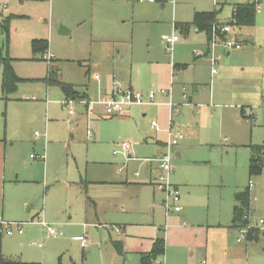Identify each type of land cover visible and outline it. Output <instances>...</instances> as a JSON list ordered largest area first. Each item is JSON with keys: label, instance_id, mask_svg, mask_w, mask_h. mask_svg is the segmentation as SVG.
I'll use <instances>...</instances> for the list:
<instances>
[{"label": "rangeland", "instance_id": "374dc122", "mask_svg": "<svg viewBox=\"0 0 264 264\" xmlns=\"http://www.w3.org/2000/svg\"><path fill=\"white\" fill-rule=\"evenodd\" d=\"M133 1L137 5H142V8L145 7L143 5L150 3L147 0ZM204 1L206 0H175V4H171L165 0L163 7L158 2L150 3L156 6L150 8V12L138 9L139 19L132 23L128 21L131 27L143 32L134 44L135 58L143 59L146 56L147 47H152L154 54L163 56L167 60L171 58L174 62L181 59L179 31L175 30V33L180 36V41L173 45L172 51L165 49L163 36L173 34L171 26H169L170 30L166 22L169 20L171 24L172 14L173 19H181L179 6L189 8L190 4L199 3L200 5ZM207 1L211 5L214 2L216 9L221 7L219 14L227 18H230L232 8L236 4L255 1L256 5H259V9H256L254 26L240 29V40L244 38L247 42H243L240 49H231V52L234 55L244 47L251 49L248 59L243 61L244 69L240 65L241 60L240 62L236 61L238 59L232 61L220 83L216 79L225 59L224 53L229 49L224 50L223 47L217 49L221 59L216 65L217 73L214 74L213 80L210 78L208 54L206 58L209 63L205 64L203 60L201 61L203 66L201 73L199 72V80L207 83L208 89L212 86L215 96L210 98L209 93L205 94L202 97L204 105H196L199 99H193L192 110L185 114L186 118L181 127L183 136L171 149V170L168 173V180L172 186L177 183L180 189L179 191L177 188L179 194L187 196L186 193H188V200L196 205L195 223L205 222V224L223 226L222 230H213L209 233V237L216 238L217 235V252L221 253L214 258H210L209 254L206 255L208 264H231V262L222 263V261L232 258L233 264H264V236L260 235L255 242H250L249 238L238 243L236 242L237 230L231 223L232 208L238 204L235 195L241 191H248L252 219L264 216V165L259 174L249 176L251 145L264 146V66L262 68L253 64L254 56L259 58L257 52L262 53L259 47H264V0ZM181 2L189 4L183 5ZM0 3L7 6L6 10L0 9V86L3 61L6 58L9 59L15 75L23 79L7 96V100H3L0 89V126L4 130L7 125L9 133L16 139L12 150L19 159L17 164L24 174L21 176L32 178V181L22 182L24 183L22 185L35 189L32 198L34 203L29 205L33 208L32 213L47 212L48 217L45 221L57 233V236L47 234L37 220L24 221L21 235L2 234L0 256L2 255L4 259L41 264H71V262L99 264L97 259H94L98 253L97 245L90 243L84 248L81 242L73 238V233H78L80 226L74 231L64 227L63 223L68 218L66 209H69L72 214L90 218L91 222L95 223V228L82 227V232L86 231L83 236L84 241L95 242L102 239L100 248H102L103 263L111 264V255L114 254L115 249L111 245L109 236L113 240L115 235L109 227L110 222L114 220L110 215L116 219L120 216L128 218L130 203L135 200L136 195L133 189L118 191L112 185L114 183L108 182L124 181L125 176H128L129 181L131 177L141 178L142 172L149 167L159 172L158 177L160 174L158 158L162 153L156 154L157 145L155 144L144 141L140 144L134 143L136 134L116 117L86 121L81 119V113H77L73 119H70L68 114L66 115L67 108L60 106L59 101L62 100L60 89L55 85H48L49 93L46 94V83L43 81L50 65L57 70L61 80L80 83L85 70L82 65H86L91 57L95 56L97 59L96 55L100 58L106 55L105 47H91L94 40L93 33H100L99 30L104 27L101 24L103 19L98 12L104 11L105 6L99 4L103 6L100 9L97 0H0ZM7 16H9L8 34L2 30L3 19ZM146 16L152 19H147ZM129 23L119 21L122 28H127ZM59 25L65 26L70 32L59 34ZM125 38L128 37H121V40ZM33 39L47 40V52L52 53L51 60L41 58L43 53L33 54L31 48ZM183 40L188 42L186 39ZM192 40H196L194 32ZM200 40L198 44L193 42L189 47L198 46V50L201 49L204 44L203 39L200 38ZM112 51L114 50L111 49V54ZM192 51L193 49H189L186 52L188 64L193 56H197L192 54ZM131 52L132 48L121 47L124 62L119 61L126 75L129 72L128 64L133 61ZM199 56H201L200 52ZM201 58L203 57H197L195 60ZM188 72L186 69L187 77ZM144 82L151 84L152 77L148 75ZM240 86L243 90H251L248 99H236L223 94L230 88L237 90ZM173 102L175 103L174 112L178 115L181 111L180 104ZM146 103H149L147 98L138 105L142 106ZM75 104L76 107L80 106L84 109L79 101H76L74 106ZM199 109L201 110L200 119L197 120V117L191 119L190 116L197 114ZM54 115H57L58 119V121L54 120L57 123L55 135L53 127L49 125V120L54 118ZM179 116H176L177 119ZM147 118L146 121L145 118L139 117L138 124L143 128L148 127L149 116ZM87 129L91 134L90 138L86 135ZM35 131L45 133L48 144L51 142L52 135H54V141L59 137L62 138V142L58 146L56 141L52 154L48 144H46V151H43V137L35 138ZM20 138L30 141V147L25 141H20ZM127 142L131 143L132 149L137 147V151L142 152L143 155L128 157L124 154L122 144H128ZM175 150L179 151V157L175 155ZM29 154L37 158L42 157L45 163L32 159ZM147 157L148 159H144ZM32 163L34 165H30ZM15 172L13 169L10 174L14 176ZM141 184L152 190L148 181ZM45 191H47L46 197ZM155 193L154 204H160V200L164 197L163 192L157 190ZM139 199L141 200L139 207L146 206L147 212L152 209L150 192L141 193ZM146 199L147 204L144 201ZM177 204L182 207L180 196ZM163 217L164 214L162 221ZM190 245L193 244L190 243ZM225 245L227 248L224 253L227 254L223 255L222 250ZM82 251L88 255L84 263L81 260ZM202 255L203 253L198 252L191 255L187 253L185 263L181 261L182 263L179 264H197L203 258ZM228 255L231 257L229 258ZM118 264H134V262L127 258L125 263L118 261Z\"/></svg>", "mask_w": 264, "mask_h": 264}, {"label": "crops", "instance_id": "0c3cea01", "mask_svg": "<svg viewBox=\"0 0 264 264\" xmlns=\"http://www.w3.org/2000/svg\"><path fill=\"white\" fill-rule=\"evenodd\" d=\"M164 1L165 0H154L152 2L150 1L148 2L152 4L158 2L163 7ZM97 2L98 5L102 4L103 6H105L104 11L98 12V14H100V18L103 19V22L101 24L104 27L99 30L100 33H93L94 40L92 41L91 47H105L106 55L102 58L96 55L97 59L95 56L91 57L89 60H87L86 65H82V68H84L85 70L80 83L63 81L59 78L58 73L55 74L56 78H59L63 82L74 85L75 89L79 92V94L83 95V97L76 99L96 101L101 96H109L112 93L113 83L117 82L121 87H130L135 91L141 92L144 95V99L146 98V95L150 90L155 89L156 91H155L153 103H146L145 105L142 106L138 104H131L125 108L122 115L108 117L104 113L103 106L99 104H92L90 106H87L86 104L82 103L84 106L83 109L80 106L76 107V104L74 106L75 103L74 102L72 111H69V109L63 106L61 102L65 100V98H70V97H66L63 94V92L60 90L61 92L60 98H62V100L59 101L60 106L62 108L63 107L67 108L68 112H66V115L68 114V117L70 119H73V116L76 115L77 113H81V119L86 121H90V119L94 120L103 117L105 118L116 117L117 119H119L120 122H123L126 126L130 127L133 133L136 134V138H134L133 140L134 143L140 144L141 141H144L145 143L155 144L157 145L156 154H161L164 151L165 142L167 140V130L169 127L170 128L173 127V129L175 130L177 128V130L180 131L182 134L181 127H183V121L186 118L185 114L192 110L193 99L194 98L199 99V101L196 103V105H198V104H203L202 97L205 94L209 93L210 98L211 97L213 98L215 96V90L212 88V86H209L208 89L207 83H204L201 80H199V72L201 73V68L203 66L201 64V61L203 60L205 64L209 63L208 59L206 58L208 53V35H206V33L203 31H199L194 26H188L187 28H185V25L190 24L193 21L194 14L196 12L218 11L217 20L220 22H225L229 18L223 17L222 14L221 15L219 14L221 12L220 10L221 7L216 9L215 3L213 2V4L211 5V3L207 0L204 1L203 3H200V5L199 3L190 4L189 8L179 6V8L181 9V12L179 14L181 16V19L179 20L173 19L174 15L172 14L171 24H169L168 22L169 20H168L166 22V25L168 27L171 26L172 28L171 33L176 34L175 30L181 33V59H178L177 61L174 60V62L172 61L171 58L167 60L163 56L154 54L152 47H147L146 56L143 59L139 60L136 59L134 55V50H135L134 44L140 38V36L143 35V32L140 30L138 31L134 27H131L130 24L139 19L137 13L138 9H143L146 12H150V8L156 6L148 3L146 5H143L145 7L142 8V5H137V3H135L133 0H97ZM174 4H175V0H174ZM181 4L186 5L189 3L181 2ZM216 5H218V3H216ZM103 6L99 5L100 9H102ZM211 6L213 7L212 9L209 8ZM0 9L6 10L7 6L5 4L0 3ZM7 17H4V19ZM146 18L152 19L147 16ZM255 19H256V14H255ZM255 19H254V23L250 26H254ZM119 21L127 22V23H129L128 21H130L131 23L127 24L128 26L127 28H122L120 27ZM178 24L181 27H179ZM241 28L242 27L235 29L237 33L236 39L240 43V46L235 49H240L242 47L243 42H247V40L244 38L243 39L241 38L240 40ZM65 29L68 31L67 33L70 32V30L67 29L66 27ZM193 32H194V38H196V40L194 41L192 40ZM199 33L201 35H199ZM167 36L170 35L163 36V40ZM121 37H128V38L121 40ZM178 37L180 39L179 35ZM200 38L203 39L202 42L204 44V47H202L199 50H198L199 48L198 46L189 47V45L191 46V43L193 42H196L197 44L198 41L201 42ZM183 39L188 40V42H184ZM179 41L180 40L176 41L173 45H176L177 42ZM121 47H130V49L132 48L131 54L133 61L131 64H128V71H129L128 75L124 73L122 64H120L119 61V60H123L124 62V55L121 54ZM259 48L262 51V53L257 52V55L259 56L260 59L254 56L253 64L254 66L258 65L263 68L264 47H259ZM111 49L114 50L112 51V54H111ZM115 49H116V53H115ZM189 49H193L192 54L197 55V56H193L192 60L191 59L189 60V64L190 63L192 64L190 66L187 62L188 60L186 59L187 57L186 52ZM250 49L251 48L244 47L243 50L235 53L234 55H232L231 49L224 53L225 59L223 60L222 66L220 68V72L216 79L218 80V83H220L222 76H225V72L231 66L232 61L238 59L236 61L240 62L241 60L242 64L240 62V65L242 69H244V66H242L244 64L243 61L245 62L246 59H248L249 57L248 54L250 53L249 52ZM47 51L48 50H46V52ZM199 52L201 53V56L203 58L199 60L197 59L195 60V58L201 57L199 56ZM108 58H110V61H108ZM186 69L189 71L188 77L186 75ZM148 75L152 77L151 84H146L144 82L145 79L148 77ZM215 75H211V71H210L211 80L214 79ZM47 86L48 84H46V94L49 93ZM159 89H169L171 93L169 96L164 95L157 91ZM250 91L251 90L247 91V89L243 90V87L240 86L237 90L230 88L228 92L226 93L224 92L223 94L225 96L234 97L236 99L237 98L248 99L251 94ZM263 96H264V92H263ZM217 98L219 99L220 97ZM3 100H7V98L5 99L3 98ZM170 100L180 104L181 111L178 114L180 115L178 119H177L178 115H176L175 112L173 113L171 111V107L168 104ZM223 115L224 112L222 116ZM147 116H149V121H148L149 126L147 123L148 127L143 128V126L138 124L137 121H139L138 120L139 117L145 118V120L147 121L148 120ZM174 116H175V120H174ZM53 117L54 118H50L49 125L53 127V132L55 135L57 129V123H55L54 120L58 121V119H57V115H54ZM190 117L191 119L193 117L194 118L197 117V120H199L201 117V110L199 109L197 114H192ZM154 120L156 121V126H152L150 124V121H154ZM188 120H189V115H188ZM192 123L193 122L191 121V124ZM5 127L6 128H4L3 130L0 126V217L3 220L6 219L5 221L24 222L28 220V222H35L37 218L41 216L40 218H42L45 221L47 220L46 218L48 217L47 212L39 213L35 211L36 213L34 212L35 213L34 214L31 211L33 208L29 207L30 204L34 203L32 198L34 196L35 189L32 187H27V185H22V184L32 181V178L21 176L24 174L23 171L20 170V166L17 164L19 159L18 157L15 156L14 150H12V146L15 144L16 139L12 137V135L9 133L8 126L6 125ZM88 131L89 130L87 129L86 135L88 138H90L91 134ZM37 133H38L37 135L35 134V138L38 139L43 137L44 140L43 151L44 150L46 151V144H48L47 136L45 133L44 134H41L39 132ZM54 135H52L51 142L47 145L48 147H50L51 154L53 153V148L56 145V141L58 143V146H60V143L62 142V138L59 137H57L56 140L54 141ZM9 141H11L10 144ZM20 141H25V143L28 144V147H30V141L24 140V138H20ZM127 143L129 145L128 150L126 152V155H128V157H131L133 155H140V154L143 155L142 152L137 151L136 149L137 147L132 149L131 143L130 142ZM121 154L124 155L122 152ZM175 155L177 157L180 156L178 150H175ZM31 158L36 159L38 161L41 160L44 162V160H42V157L40 156L38 158L37 157H31ZM144 159H148V157ZM30 165H34V163ZM13 169H15L16 171L14 176L10 174L11 170ZM19 170H20V174H19ZM158 173L159 172H156V170H153L151 167H149L148 169L145 170V172H142L141 178L131 177V181H129L127 178L128 176H125L126 179L124 181L120 180L118 182H113V181L108 182L111 184L114 183L112 185L118 191L122 189H133L134 195H136L135 200L130 203V212L128 218L120 216L119 218L116 219L112 217V215H110L111 218H113L114 220L110 222L109 227L111 229L112 234L115 235V238L113 240L111 239L110 236L109 238H110V242L112 241L111 245L116 252V253L114 252V254L117 255V256L114 254L111 255L112 256L111 264H118V261L125 263L127 258L133 260L134 264H139V263L144 264L142 262V258L147 256V254L150 252L156 239H163L164 241L163 254H160L154 258V261H156V263L158 264H179L181 261L185 263L187 259L186 257L187 253L191 255L194 252H198L200 254L203 253L202 255L203 258L200 261L205 260L206 263L208 264L206 255L208 256L209 254L210 258H214L217 257V254L221 253V252H217V248H218V243L216 242L217 235L216 238L209 237V233L213 230H222L223 226L212 225L208 223L205 224V222L195 223L194 214H195L196 205L190 203V201L187 198V196H189L188 193H186L187 196H181L180 193V202L182 203V209L181 211L178 212H174V211L166 212L165 209L163 208L164 206H162L163 200H160V204L159 203L154 204L155 201L154 197L156 194L155 192L158 190L154 184L157 180ZM147 181L151 184L152 190L147 188L145 185L141 184V182L143 183ZM174 186L179 189V185L177 183H174ZM146 191L152 194V209H150L148 212L146 206L144 207L138 206V204L141 203V200L139 199L140 194L141 193L146 194ZM46 193L47 191H45V197H46ZM144 201L147 204V199ZM24 209H26V211H24ZM121 210H123V207H121ZM66 211H68L66 212L68 218H66L65 222L63 223L64 227H68L70 230L74 231L76 227L80 226L79 232L75 234L73 233V238L78 242H81V245L84 246V248L88 247L90 243H95L97 245L98 253L94 259H97L99 264H104L103 254L101 253L102 248H100L102 245V239L101 241L85 242L84 241L85 239L83 237L85 236L86 231L82 232V227L89 226V228H91L92 226L93 227L95 226V223H92L90 218H85L82 216L72 214L69 209L68 210L66 209ZM119 212L121 211L119 210ZM163 214L164 217L162 221ZM188 220L191 222H189ZM45 222L47 223V221ZM231 223H232V227H234L233 218ZM99 225H103V224H99ZM161 225L163 226L162 228ZM43 231L45 230L43 229ZM26 235H30V234L26 233ZM51 236H57V233L55 232V234ZM259 236L260 235L253 234V237L249 239L250 242L257 241V239H259ZM0 243H1V239H0ZM190 243H192L193 245H190ZM117 244L118 246L116 248ZM226 248L227 245L223 247L222 250L223 255L227 254L224 253L226 252ZM86 256L88 255L82 251L81 253L82 263H84V261L86 260ZM228 257L230 258L231 255H228ZM226 260L227 261L223 260L222 263H229V262H231V264L234 263L233 258ZM25 262H29V261H25ZM71 264H75V263L71 262Z\"/></svg>", "mask_w": 264, "mask_h": 264}, {"label": "built area", "instance_id": "2783aa9c", "mask_svg": "<svg viewBox=\"0 0 264 264\" xmlns=\"http://www.w3.org/2000/svg\"><path fill=\"white\" fill-rule=\"evenodd\" d=\"M140 1V0H138ZM150 2L154 0H148ZM171 4H174V0H168ZM256 9H259V5H256ZM236 13L237 9L233 6L232 14L230 18L225 22H214L211 26L210 33L208 35V59L210 62V71L211 75H214L217 72L216 65L218 64V60L220 59V55L217 53V49L223 47L224 50L238 48L240 43L236 39V31H235V22H236ZM179 40L177 34H172L170 36L165 37V49L167 51H172L173 44ZM42 58L45 60H51L52 54L45 52L42 55ZM158 92L164 95H170L169 89H159ZM264 92V91H263ZM155 96V91L150 90L146 98L149 100V103H153V99ZM144 95L139 92L131 89L130 87H121L117 82L113 83L112 93L109 96H101L96 101H87L84 99H71L65 98L61 102V104L72 111L73 103L79 101L80 103H84L87 106L92 104L102 105L104 108V113L106 116H116L122 115L125 108L131 104H141L143 102ZM171 107V111L174 113V104L173 101L168 102ZM152 126H156L155 121H151ZM37 135L38 133L35 132ZM182 134L180 131L173 129V127H169L167 130V140L165 142V151L158 158L159 160V170L160 174L157 177L156 188L163 192V206L166 212L181 211L182 207L177 204L179 202V192L176 187L172 186L168 180V173L171 170V149L174 147L179 140L181 139ZM123 152L126 154L128 150V144L123 143ZM31 157H36L34 155H30ZM251 186V183H249ZM252 211L247 209L241 220L237 222L235 228L237 230L236 240H248L252 237L253 234L263 235L264 236V216L259 217L255 220L252 219ZM37 222L43 227V229L49 235L55 234L54 228L47 225L42 218H38ZM24 222L21 221H5L0 217V233L6 235H12L13 233L21 234L23 232ZM118 232V230H117ZM152 264H158L155 261L151 262ZM198 264H206L205 260L200 261Z\"/></svg>", "mask_w": 264, "mask_h": 264}, {"label": "trees", "instance_id": "16d2710c", "mask_svg": "<svg viewBox=\"0 0 264 264\" xmlns=\"http://www.w3.org/2000/svg\"><path fill=\"white\" fill-rule=\"evenodd\" d=\"M237 13H236V22L234 28H240L244 26H250L254 23L255 14H256V3L255 2H246L236 4ZM218 11H207V12H196L193 17V21L190 24L185 25V28L188 26H194L199 31H203L206 35H209L211 26L214 22H217ZM8 18L3 19L2 30L8 34ZM179 25V24H178ZM179 27H181L179 25ZM4 47V43L2 45ZM47 41L46 40H37L34 39L31 42V48L33 54H41L47 50ZM3 71L1 78V94L5 99L7 96L16 89V85L21 82L23 79L17 77L12 70V67L9 63V59L3 61ZM57 70L49 65L47 76L43 81L50 85H57L63 94L66 97L70 98H80L83 95L75 89L73 84L66 83L61 81L59 78H56L55 74ZM252 154L249 161V176L259 174L262 166L264 165V146L251 145ZM235 200L238 202L233 207V226L235 227L237 222L241 220L243 213L249 209V194L248 191H241L235 195ZM1 239V233H0ZM118 244L116 245L117 248ZM119 250V249H118ZM117 250V251H118ZM164 252V241L163 239H156L150 252L142 258L144 264H151L154 261V258ZM0 264H40L38 262H22L10 259H4L0 256Z\"/></svg>", "mask_w": 264, "mask_h": 264}, {"label": "water", "instance_id": "95a60500", "mask_svg": "<svg viewBox=\"0 0 264 264\" xmlns=\"http://www.w3.org/2000/svg\"><path fill=\"white\" fill-rule=\"evenodd\" d=\"M68 31L65 29L63 25H59L58 27V33L59 34H66Z\"/></svg>", "mask_w": 264, "mask_h": 264}]
</instances>
